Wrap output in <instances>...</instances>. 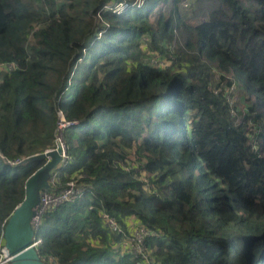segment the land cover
Returning a JSON list of instances; mask_svg holds the SVG:
<instances>
[{
	"label": "trees",
	"instance_id": "obj_1",
	"mask_svg": "<svg viewBox=\"0 0 264 264\" xmlns=\"http://www.w3.org/2000/svg\"><path fill=\"white\" fill-rule=\"evenodd\" d=\"M181 1L0 0L1 245L61 112L47 264H264V0Z\"/></svg>",
	"mask_w": 264,
	"mask_h": 264
},
{
	"label": "water",
	"instance_id": "obj_2",
	"mask_svg": "<svg viewBox=\"0 0 264 264\" xmlns=\"http://www.w3.org/2000/svg\"><path fill=\"white\" fill-rule=\"evenodd\" d=\"M61 149L44 151L28 159H46L25 183V194L5 225L3 239L10 256V264H47L38 254L34 220L40 206L41 192L49 187L53 169L59 166Z\"/></svg>",
	"mask_w": 264,
	"mask_h": 264
},
{
	"label": "built area",
	"instance_id": "obj_3",
	"mask_svg": "<svg viewBox=\"0 0 264 264\" xmlns=\"http://www.w3.org/2000/svg\"><path fill=\"white\" fill-rule=\"evenodd\" d=\"M59 116H60V120L58 123L57 133H56V145L54 148H51V149H55L57 146H59V148L61 149V153H60L61 159H60V163H59V165H61V164L66 163L68 160L67 151H66L62 131L66 127L78 125L79 121H67L61 112L59 113ZM51 149H47L45 151H48ZM8 162L12 165H19V164H22L24 162V160L15 159L12 161L8 160ZM56 179H57V175H54L52 177L50 176V178L48 180L49 187H50V183L53 181H56ZM49 187L47 189H44L41 192L40 206L38 209V214L34 220V225L36 228L40 222L42 215L45 212L52 210L54 207L58 206L59 204L65 202V201L75 199L78 196V193L80 191L79 187H77L74 182H69L66 188L60 190L57 193L49 192V190H48ZM137 233L138 232H134L136 239L140 242L142 240V235L139 233H138L139 234L138 235ZM39 241L40 240L36 239L35 246H37ZM134 248L138 251L142 250V248L139 245L134 246ZM0 264H10L9 253H8L7 249L5 248V245H1V244H0Z\"/></svg>",
	"mask_w": 264,
	"mask_h": 264
},
{
	"label": "rangeland",
	"instance_id": "obj_4",
	"mask_svg": "<svg viewBox=\"0 0 264 264\" xmlns=\"http://www.w3.org/2000/svg\"><path fill=\"white\" fill-rule=\"evenodd\" d=\"M178 11L180 16L184 19V21L189 25H195L200 22V19L195 18L193 16L194 9L196 8L195 0H182L178 5ZM160 5L156 6L154 11L150 14V19L154 22V18L156 17L157 13L160 11ZM120 12L121 10L118 9ZM245 90L239 89L238 87L232 88L230 93L234 96V101L240 99L241 97L250 98L251 96L248 95Z\"/></svg>",
	"mask_w": 264,
	"mask_h": 264
}]
</instances>
